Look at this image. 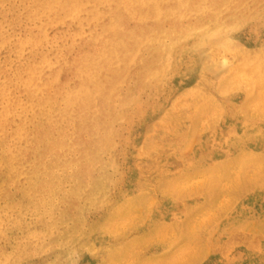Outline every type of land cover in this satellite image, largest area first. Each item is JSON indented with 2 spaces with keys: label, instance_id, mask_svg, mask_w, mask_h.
<instances>
[{
  "label": "rangeland",
  "instance_id": "1",
  "mask_svg": "<svg viewBox=\"0 0 264 264\" xmlns=\"http://www.w3.org/2000/svg\"><path fill=\"white\" fill-rule=\"evenodd\" d=\"M0 264H264V0H0Z\"/></svg>",
  "mask_w": 264,
  "mask_h": 264
},
{
  "label": "bare ground",
  "instance_id": "2",
  "mask_svg": "<svg viewBox=\"0 0 264 264\" xmlns=\"http://www.w3.org/2000/svg\"><path fill=\"white\" fill-rule=\"evenodd\" d=\"M153 36V35H152ZM204 38H205V36H204ZM124 48V47H123ZM124 51V50H123ZM164 56V55H163ZM158 57V56H157ZM160 57H161V55H160ZM154 61V60H153ZM156 63V62H155ZM148 66V65H147ZM158 66V65H157ZM223 68V67H222ZM221 68V69H222ZM156 70H157V68H156ZM146 76V75H145ZM149 76V75H148ZM150 77V76H149ZM148 77V78H149ZM89 78V77H88ZM145 80V79H144ZM145 82V81H144ZM86 87V86H85ZM88 87V86H87ZM83 88H84V86H83ZM92 88V87H91ZM79 90H80V88H79ZM82 93H84V92H82ZM97 93V92H96ZM94 94V93H93ZM79 97V96H78ZM78 99V98H77ZM83 99V98H82ZM76 101H78V100H76ZM75 103V101L73 102V104ZM83 104V103H82ZM97 104V103H96ZM75 105V104H74ZM78 105V104H77ZM81 106V105H80ZM95 107V106H94Z\"/></svg>",
  "mask_w": 264,
  "mask_h": 264
}]
</instances>
